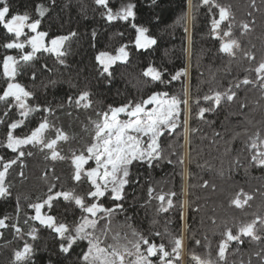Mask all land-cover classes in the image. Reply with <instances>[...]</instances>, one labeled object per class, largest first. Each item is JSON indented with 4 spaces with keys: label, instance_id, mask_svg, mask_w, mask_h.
<instances>
[{
    "label": "trees",
    "instance_id": "16d2710c",
    "mask_svg": "<svg viewBox=\"0 0 264 264\" xmlns=\"http://www.w3.org/2000/svg\"><path fill=\"white\" fill-rule=\"evenodd\" d=\"M129 2L136 5L135 20L113 21L109 24L102 17L105 10L97 6L94 0H54V3L53 0H10L14 11L21 14L28 12L33 19L40 18L36 14V6L44 5L46 11L44 17L40 18L39 30L49 33L46 41L71 31H76L78 35L65 45L69 52L65 65H60L50 53H37L38 63H47L51 72L46 71L35 83L30 73L18 77V82L34 93L31 105L50 104L53 113L37 111L24 118L15 107L6 109L4 102H0V121L11 123L25 120L24 125L14 130V134L23 136L36 127L44 116H48L50 127L45 131L46 138L55 139L56 129L64 132L69 139L59 141L58 149L61 155L70 157L72 150L79 154L80 150L93 142L94 125L101 118L97 113L102 115L109 106L140 101L161 90L183 100L185 88H188L191 115L187 112V117L190 128L195 131L185 132L183 121L186 114L181 105L177 129L161 137L164 155L172 163L165 159L159 167L132 169L134 183L126 186V199L123 202L126 215L131 217L128 223L156 243L168 245L170 237L165 234V228L172 235L182 237L179 264H195L193 253L201 258L217 259L218 264H264V226L260 225L258 219L264 218V169L248 167L250 155L246 148L249 136L257 131L264 135V91L260 89L254 71L259 62L264 60V0H217L231 13L222 28L227 30L231 23L232 38L241 45L234 57L218 51L220 41L212 36L213 15L208 13L207 6L199 7L185 23L182 17L190 11L189 0H109V5L116 11L122 4ZM192 3L198 4L199 0H192ZM214 11L218 18V10ZM132 23L148 28V34L157 43L150 49L137 51L133 43L135 30L131 27ZM243 23L249 24V30L242 28ZM93 31L96 32L95 39L92 38ZM7 39L10 37L0 28V45ZM125 45L129 52L128 61H117L109 68L113 74L109 77L108 73H103L95 56L99 51L116 55V50ZM25 51H30V47L25 46ZM245 51H250L254 58L249 60L244 55ZM4 55L19 58L18 50L0 47V88L6 86L2 74ZM187 58L188 77L172 81L167 87L143 75L151 66L158 71L166 70L165 79L170 80V74L186 68ZM245 77L255 83L241 84L235 88ZM51 79L61 81L55 90L51 86L45 87ZM230 85L237 92L233 101H222L214 111L206 112L204 119H200L197 115L199 107H211V102H205L202 97L210 94V90L223 92ZM84 90L90 91V108L84 109L67 102V96L78 95ZM62 102L64 108L57 109L56 105ZM5 111L9 112L8 116L4 115ZM6 133V124L0 123V145L6 143ZM27 150L33 155L18 161V165L22 164L23 167L13 166L6 177L11 187V197L0 199V218L9 216L6 223H16L21 229V233H14L11 228L3 230L0 264H14L15 251L22 250L25 243L34 247L32 264H84L82 253L88 248L87 241L75 245L71 255H62L51 230L41 229L36 240L28 237V230L33 225L30 219L25 223L24 213L30 217L32 210L28 204L42 202L41 198L46 197L50 184L56 185V190H75L82 196L86 195L90 184L86 179H82V182L71 179L70 158L52 161L45 158L47 151L35 147ZM5 152L14 158L10 150L0 147V155ZM237 157L243 162V166L238 169L231 167ZM21 171L23 176L20 175ZM205 181L208 182L206 186ZM149 186L154 189V195L161 192L176 193L172 197L173 207L168 212H157L159 201L148 197ZM238 194L241 200L245 194L251 197L242 208L231 203ZM17 201L22 208L19 215L16 213ZM182 202H187L183 209L184 220L180 218L179 205ZM103 204L111 207L112 201L105 197ZM49 212L61 222L65 221V216L69 223L79 220L81 216V212H73V208L63 200ZM254 219L261 239L253 241L251 237H242V243L229 242L225 260L219 261L218 246L225 226L235 233L237 225ZM112 228L122 236L129 231L124 227V214L114 217ZM156 231L162 236H154ZM101 239L107 243L113 242L110 237ZM196 240L201 243L197 245Z\"/></svg>",
    "mask_w": 264,
    "mask_h": 264
},
{
    "label": "snow or ice",
    "instance_id": "6c2138e0",
    "mask_svg": "<svg viewBox=\"0 0 264 264\" xmlns=\"http://www.w3.org/2000/svg\"><path fill=\"white\" fill-rule=\"evenodd\" d=\"M97 6H100L105 11L102 12V17L107 23L113 21H129L135 20L136 12L134 3L122 4L118 10L113 11L109 5V0H94ZM155 2V0H153ZM54 3V0H53ZM207 6L208 13L213 15L211 20V33L214 39L220 41L218 51L227 54L229 57H234L241 49L240 42L232 38L231 23L228 24L227 30L222 28V24L229 20L231 15L230 9L217 3V0H199L198 4H193L189 0V13H186L182 19L185 23L189 21L192 13L199 7ZM218 10V18L216 12ZM38 17L42 18L45 15L44 5H37L35 8ZM33 19L28 12L19 13L12 9L10 0H0V28H2L10 39L0 45L4 49L18 50V56L4 55L2 60V74L5 78L6 86L0 88V102H4L6 109H15L21 117L28 118L33 112L42 111V113H53L54 109L50 104L35 106L31 105V100L34 99V93L26 90V86L18 82L20 75L31 74L32 82L44 76L45 72H51L47 63L39 64L37 53H50L56 57L60 65H65L66 58L69 52L65 48L67 42L76 37L78 33L71 31L67 35H57L46 41L49 33L41 31V19ZM135 30V39L133 41L137 51L142 49H150L157 43L149 33L148 28L139 26L135 23L131 24ZM242 28L249 30V24L243 23ZM25 29L31 33L26 35ZM187 31V28L185 29ZM221 32L223 35L221 36ZM22 36H26L21 40ZM96 32L93 31L92 38L95 39ZM227 37L228 39H224ZM30 47V51H25V46ZM95 47V45H93ZM127 45L121 46L116 50V55H111L107 51H99L95 56L96 62L102 65L103 73H108L111 77L113 74L109 72V68L116 64L117 61L127 62L129 52L126 50ZM244 55L252 60L253 54L250 51H245ZM166 71V70H165ZM165 71H158L156 68L149 66L143 72L145 77H151V81L159 83L165 87L169 86L172 81L179 80L188 74L187 68L178 70L175 74H170V80L165 79ZM256 80L259 81V87L264 91V60H261L254 69ZM103 73L101 75H103ZM61 83L56 79H51L47 88L51 86L53 90ZM255 81L245 77L242 81L235 85L239 88L241 84H254ZM90 91H81L78 95L67 96V102L74 104L77 107L88 109L91 107ZM237 92L230 85L225 91L210 90V94H205L202 99L205 102H211V107H199L198 117L204 119L206 112H212L215 108L221 105L222 101H233ZM11 98V99H10ZM190 90L185 88V98L181 100L175 95H169L167 91H155L146 99L140 101H128L121 106H109L107 111H104L100 120L95 122V134L92 137V143L86 149L80 150L79 154L75 150L71 151L70 157H65L57 151L58 141H67L69 137L60 129H56L55 139H47L45 131L50 127L48 116H44L38 125L23 136L14 134V130L25 124V120H14L11 123H5L7 128L6 143L0 147L11 150L14 158H10L5 152L0 155V199H8L11 197V187L9 186L6 177L9 170L13 166L23 167L18 165L25 156H31V151L25 150L24 146L32 145L39 148L49 150L50 156L45 155L46 159L52 161L66 160L70 158L72 174L71 179L75 182H82L86 179L90 184V188L86 195L77 194L75 190H56V185L50 184L46 194V198H41L42 202L29 203L28 208L34 209L35 214L26 217L25 223L28 220L38 221L39 225L51 230L55 234V238L59 244V253L62 255H71L74 246L79 242L87 241V251L83 253L82 260L84 264H179L181 259V250L183 245L182 237L172 235L165 228V234L170 239L168 245L160 242L156 243L146 237L140 230L129 224L131 217L126 215L127 210L124 207L126 199V186L134 183L132 180L133 167H147L152 169L159 167L165 159L168 163H172L163 152L161 137L166 133H173L177 127L181 115V105L183 110L191 115L189 105ZM199 100H197V104ZM151 106V107H149ZM244 105L241 104V108ZM57 109L62 110L64 103L56 105ZM128 117L127 120L119 119L120 114ZM5 116L9 115L5 111ZM183 124L185 132L195 131L189 126V120L186 116ZM215 135H218L216 133ZM239 135V134H237ZM187 139V136H186ZM171 147V146H169ZM246 148L249 151L250 159L247 160L248 167H256L264 169V135L257 131L248 137ZM89 161L95 162V167L85 168ZM180 163H183L181 157ZM243 166V162L237 157L231 164V167L239 168ZM247 167L245 171L247 172ZM23 176V171L20 173ZM205 186L207 181L204 182ZM148 197L159 201L157 212H168L173 207V199L176 193H163L154 195V189L149 186L147 189ZM108 197L112 201L111 207H106L101 198ZM63 201L68 202V206L73 208V212L79 209L81 216L79 220H73L71 223L59 221L58 217L43 213L41 210L47 206L48 209H54L57 204ZM251 197L244 195V199H240V194L231 201L237 208H242ZM187 202H182L179 207L181 209L180 218L184 220V207ZM167 205V206H166ZM145 205H142V207ZM67 211V210H66ZM22 212L21 204L17 201L16 213L19 215ZM119 214H124V227L129 231L122 236L119 231H113L112 225L114 217ZM10 217L5 215L0 218V229L11 228L14 233H21V229L16 223H6ZM260 225L264 226V218H258ZM257 221L254 219L251 222L237 225V231L233 233L231 228L225 226L222 232V239L219 242L217 257L219 261L225 260L226 249L229 242L236 241L242 243V237H251L253 241L261 239V235L257 229ZM27 235L33 240L37 239L36 228H29ZM156 237H161L162 234L158 231L153 233ZM101 237H110L112 243H107ZM201 242L196 240V244ZM103 244V246H102ZM170 248V250H169ZM34 247L25 243L22 250H17L14 253V264H32V255ZM157 258V259H153ZM192 260L195 264H218L217 259L201 258L195 253L192 254ZM51 264V262H50Z\"/></svg>",
    "mask_w": 264,
    "mask_h": 264
},
{
    "label": "flooded vegetation",
    "instance_id": "af4514ba",
    "mask_svg": "<svg viewBox=\"0 0 264 264\" xmlns=\"http://www.w3.org/2000/svg\"><path fill=\"white\" fill-rule=\"evenodd\" d=\"M223 24H224V23H223ZM223 24H222V25H223ZM58 143H59V141H58ZM30 147H33V146H32V145H26V146H24L25 150L29 149ZM58 147H59V144L57 145V151L60 153ZM35 148H37V147H35ZM10 151H11V150H10ZM27 151H28V150H27ZM44 151H47L48 153H50L49 150H47V149H44ZM49 155H50V154H49ZM92 164H93V161H89V164H88V165H85V168L93 167ZM87 182H88V181H87ZM45 198H46V197H45ZM61 200H62V198H61ZM101 200H102V202H103L104 198H101ZM35 203H39V202H35ZM31 210H32V214H31L30 216H32V215L35 214L34 209H31ZM77 210L80 212L79 209H77ZM41 211H42L43 213H48V214H50L49 209H48L47 206H45ZM31 223H32V225H33L32 228H36V230H37V234H38V232H39L41 229H47V228H45V227L39 225V222H38V221H32V220H31ZM3 230H5V229H0V241H1V238H2V232H3ZM16 236H18V234H17ZM28 237H29L30 239H32L31 236H28ZM86 251H87V249L85 250V252H86ZM82 255H83V253H82ZM153 259L155 260V259H157V258H153Z\"/></svg>",
    "mask_w": 264,
    "mask_h": 264
},
{
    "label": "rangeland",
    "instance_id": "374dc122",
    "mask_svg": "<svg viewBox=\"0 0 264 264\" xmlns=\"http://www.w3.org/2000/svg\"><path fill=\"white\" fill-rule=\"evenodd\" d=\"M25 33H26V35H31V33L30 32H28V30L27 29H25ZM223 34H221V36H222ZM24 38H26V36H22L21 37V40H23ZM27 46V45H26ZM31 50V49H30ZM142 50H145V49H142ZM100 65V64H99ZM101 67H102V65H100ZM113 66V65H112ZM111 66V67H112ZM103 68V67H102ZM186 68H187V71H188V58H187V65H186ZM187 77H188V74H187ZM187 84V83H186ZM187 86V85H186ZM11 99V98H10ZM149 107H151V106H149ZM185 114H186V116H187V111L185 110ZM119 119H121V120H127L128 119V117H123V118H119ZM50 153H48V155H49ZM50 156V155H49ZM93 167H95V162L93 161Z\"/></svg>",
    "mask_w": 264,
    "mask_h": 264
},
{
    "label": "water",
    "instance_id": "95a60500",
    "mask_svg": "<svg viewBox=\"0 0 264 264\" xmlns=\"http://www.w3.org/2000/svg\"><path fill=\"white\" fill-rule=\"evenodd\" d=\"M123 116H124V114L122 113V114H120L119 118H122Z\"/></svg>",
    "mask_w": 264,
    "mask_h": 264
}]
</instances>
